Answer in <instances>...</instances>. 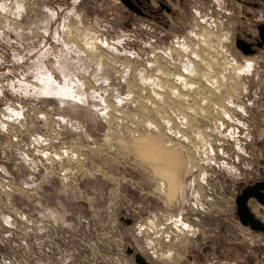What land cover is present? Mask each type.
<instances>
[{
	"label": "rangeland",
	"instance_id": "rangeland-1",
	"mask_svg": "<svg viewBox=\"0 0 264 264\" xmlns=\"http://www.w3.org/2000/svg\"><path fill=\"white\" fill-rule=\"evenodd\" d=\"M171 7L0 0V264H264V6Z\"/></svg>",
	"mask_w": 264,
	"mask_h": 264
},
{
	"label": "water",
	"instance_id": "water-1",
	"mask_svg": "<svg viewBox=\"0 0 264 264\" xmlns=\"http://www.w3.org/2000/svg\"><path fill=\"white\" fill-rule=\"evenodd\" d=\"M121 1L129 8L139 11L131 0ZM258 29L260 31L261 40L256 44V47L262 48L264 43V25H260ZM236 45L245 55H252L256 52V48H253V44L246 42L242 38L236 39ZM251 197H254L261 205H264V181L244 187L236 196L237 215L241 224L254 231L264 233V221L259 219L249 207L248 201Z\"/></svg>",
	"mask_w": 264,
	"mask_h": 264
},
{
	"label": "flooded vegetation",
	"instance_id": "flooded-vegetation-1",
	"mask_svg": "<svg viewBox=\"0 0 264 264\" xmlns=\"http://www.w3.org/2000/svg\"><path fill=\"white\" fill-rule=\"evenodd\" d=\"M173 1H177L178 4L182 2V0H131V2L134 4V6L139 11H136V10L129 8L127 5H125V6L132 12V14H135L137 16L150 18V19H159L163 13L172 12L171 5H172ZM237 1L243 3L245 6H253L255 8L259 7L261 4H263V6H264V0H237ZM260 25H264V20H262L256 24L257 29ZM259 33H260V31L258 29V34L253 39H250V38H249V40L244 39L246 42H250L253 44V48H256V52L258 49H261V48L256 47V44L261 40ZM237 38H241V37L238 36ZM263 47H264V43H263ZM260 181H264V177L260 180L255 181L254 183L260 182ZM254 183H252V184H254ZM252 184H249V185H252ZM250 200H256V199L254 197H251L249 199V201ZM249 201H248V204H249Z\"/></svg>",
	"mask_w": 264,
	"mask_h": 264
},
{
	"label": "bare ground",
	"instance_id": "bare-ground-1",
	"mask_svg": "<svg viewBox=\"0 0 264 264\" xmlns=\"http://www.w3.org/2000/svg\"><path fill=\"white\" fill-rule=\"evenodd\" d=\"M144 140H145V138H144ZM161 152L163 154H165L164 160L167 162L168 165H171V166H169L167 168L162 167L163 166L162 165V161L158 160L155 157L153 158L152 157V154H151V156L149 157V159L154 162V164H155V171L157 173H160L164 177H166V179L168 178V176H170L171 179H175V177H176L175 171H172L171 168H174L173 165L175 166L176 164H178V163H180L182 161L181 155L179 154V152H177V151H169V149H166V150L163 149ZM254 209H256V207ZM141 262H142V260H141Z\"/></svg>",
	"mask_w": 264,
	"mask_h": 264
},
{
	"label": "built area",
	"instance_id": "built-area-1",
	"mask_svg": "<svg viewBox=\"0 0 264 264\" xmlns=\"http://www.w3.org/2000/svg\"><path fill=\"white\" fill-rule=\"evenodd\" d=\"M5 61L4 58V54L0 53V64H2ZM2 92H0V96L4 95V89H0ZM8 111V110H7ZM9 113V112H8ZM6 155V151L4 150V147L2 145V149L0 152V186L1 187H5L6 189L9 186V177L8 174L6 172V169H4V164H2L3 162H6L7 159H4V156Z\"/></svg>",
	"mask_w": 264,
	"mask_h": 264
}]
</instances>
